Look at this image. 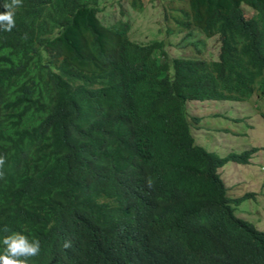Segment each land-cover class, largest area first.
Wrapping results in <instances>:
<instances>
[{
	"label": "trees",
	"instance_id": "1",
	"mask_svg": "<svg viewBox=\"0 0 264 264\" xmlns=\"http://www.w3.org/2000/svg\"><path fill=\"white\" fill-rule=\"evenodd\" d=\"M122 1L117 18L101 0H23L16 26L0 30V109L9 134L27 137L8 146L0 136V226L34 233L43 224L23 213L47 210L60 231L42 254L70 264H80L73 243L97 235L108 252L97 248L101 264H264V230L238 216L255 194L230 198L220 176L229 163L249 165L258 148L191 149L179 114L187 101L264 99V0H168L147 42L132 37L129 19L154 0ZM243 5L255 15L245 18ZM185 33L193 41L185 35L176 47ZM196 34L218 39L216 59L203 58ZM132 154L149 155L152 171L163 165L151 187L149 173L131 174ZM165 178L184 194L149 208Z\"/></svg>",
	"mask_w": 264,
	"mask_h": 264
},
{
	"label": "clouds",
	"instance_id": "2",
	"mask_svg": "<svg viewBox=\"0 0 264 264\" xmlns=\"http://www.w3.org/2000/svg\"><path fill=\"white\" fill-rule=\"evenodd\" d=\"M22 4H23V0H4V3L2 6L5 9V11L0 12V30L10 32L16 26V22H15L16 14H17L18 9L22 6ZM245 7H247V6H245ZM246 9H249L252 12V16H250L248 18H251L255 15V11H253L251 8L247 7V8H245V10ZM242 10H243L244 16H245L244 8H242ZM177 35H183V38L186 35L187 41H189V40L193 41L192 37H188L186 33L185 34H177ZM207 40L208 41L214 40V44H215L214 45V54L213 53L208 54L207 51L206 52L204 51ZM195 42L198 43V48L201 50V53H202V56L204 59L210 60V55H213L212 57H214V59H216V56H217L216 49L217 48L219 49V46H220L218 39L216 37L211 38V39H204V37L202 35L196 34ZM191 49H192V46L189 47V51ZM263 101H264V99H261L260 97L259 98L255 97L251 100L227 101V102L213 101V100L190 101V102L187 101L185 103V105H183V110L180 109L179 114H180V117L183 119V121L185 123H187L188 126L191 128L190 138L193 140V142H192V144H190V148L191 149H194V147L206 148L205 145H202L196 141V138L198 135H196V133L194 131L196 128L194 129L192 124H197L196 126H198L202 120L200 117L196 118V117L190 116L189 107L192 104L210 105V103H215V104H217V103H238L239 104V103H244V102H252L255 106L257 103L263 102ZM158 109H159V111L156 109L157 116H159L161 118L162 122H166V121H164L165 119H164V115H163L165 113V110H163L161 106H159ZM229 113L230 112H226V113L215 112V113H211L209 115V117L210 118H221V119H224V120L231 122L232 125H230V126L226 125V126L231 128L233 130V132L229 133L223 129V130H221L222 133H225V134L229 133V134H234L235 136H242V131L240 130L239 127L243 126L242 125V123L244 121L243 116L242 117L232 116V115L229 116L228 115ZM255 113H256V111H255ZM263 114L264 113L262 112L261 116L264 119ZM245 115L253 116V114L251 112H247ZM11 120H12V118H9L7 116L6 110L2 111L0 109V136L3 134H6L5 139L7 140L8 146H17V145L25 143L26 139H27L26 136L16 135L15 138H13L9 134V133H14L13 130H10L12 128V126L9 127V124L11 125V123L9 121H11ZM204 139H206V137H204ZM233 152L234 151H232L230 153H233ZM230 153H228V154H230ZM234 153L239 154V152H234ZM148 157H149V155H147L145 157L141 156L140 159L136 160V154H132V159L129 158V160L133 165V167H132L133 169H132L131 174L133 172H135L137 169H140V170L150 174L146 177L148 180L146 181L145 184H148V186L151 187L153 182H157L156 176H160L162 174L164 167H163V165L157 163V164L153 165V168L156 169L157 171H152L151 168L148 166ZM6 162H7L6 156L0 155V179H4V176H5L4 166H5ZM230 164H235V163H229L228 165H230ZM228 165H226L225 167L227 168ZM235 165H237V164H235ZM238 166H242V165H238ZM224 168L222 170H224ZM222 175L223 174H220L224 185L228 189L226 194H227V196H229L228 193H230V191L232 190V187H228L227 181L224 180ZM104 177H105V175H103V178ZM70 180L73 181L72 176L70 177ZM161 181L162 180H160V182L158 184H160ZM100 183H102V182H100ZM166 183H167V179L165 178L164 186L159 187V185H157V190H156V192L152 193V197L154 200H156L158 202L148 203L149 208L156 209V210L161 208V206L166 202V201L162 202V200L166 198L167 193H170L171 197H175V198H177L176 194L181 195V196L184 194V192L179 193L177 188H175L174 185L165 187ZM32 190H34L36 192V193L31 194L32 202L37 203L40 200L39 192H37V184H34ZM229 197L230 198H237V197H233V196H229ZM30 212H34L32 214L37 216L35 219L36 225L42 223L44 228H39L34 233L27 234L26 232H24V230H25L24 227H21L22 231L12 232V230L8 229L7 225H5L3 228L0 226V264H70L69 263L70 261H66L65 258H63V260H62V258L60 257V254L58 256H55V258H54V257H51L49 255H43L42 251H41L42 246H44L48 243L46 248H45V249H48V247L53 246L55 243V240L58 239L59 231H60L58 221H56V219L52 218L50 216V214L47 212V210L42 211L40 209V207L38 208V207H36V205H28L27 210L25 211V213H23V216L27 213H30ZM100 232H102V231H99V233ZM92 242L94 244L89 243L86 247H81V246L77 245L76 243H73L76 245V247L69 250V251H73L72 253H70L71 256L73 257V255H75L74 258H76V261L79 262L80 264H101V262L99 261V255L97 253V248H98V244L99 243H100V245L103 244L104 240L99 235H97L96 238H94L92 240ZM64 247L65 248L71 247V242L70 241L65 242ZM98 249L100 250L101 253L108 254V252H105V251L101 250L100 248H98ZM66 252L67 251H63V252H61V254L62 253L65 254Z\"/></svg>",
	"mask_w": 264,
	"mask_h": 264
},
{
	"label": "rangeland",
	"instance_id": "3",
	"mask_svg": "<svg viewBox=\"0 0 264 264\" xmlns=\"http://www.w3.org/2000/svg\"><path fill=\"white\" fill-rule=\"evenodd\" d=\"M175 1V0H172ZM105 7L109 5L116 6V16L119 18V5L123 4L122 0H101ZM168 0H154L152 5L135 17L129 19L131 23V35L138 41L147 42L155 38L159 27L156 21L162 16L161 8ZM242 8H247L243 6ZM106 12L111 13L109 8ZM159 16V17H158ZM252 16L249 9L245 10V17ZM120 19H122L120 17ZM160 38H164L161 36ZM183 39V35H175L173 44H177ZM184 45V44H182ZM214 40H207L204 51L208 54H214ZM173 54H176L173 53ZM255 109V110H254ZM256 111V113H255ZM230 112L229 116H243V126H240L242 136H235L233 130L226 125H232L231 122L221 118H210L211 113ZM251 112L253 116L245 115ZM264 113V101L257 103L255 106L252 102L244 103H210V105L192 104L189 107V114L192 117L201 118V122L192 124L197 138L196 141L205 145L210 151L217 152L220 156H226L228 153L242 152L250 148H258V151L250 159L247 166H238L230 164L227 168L220 171L222 177L227 181L228 187H234L228 193L229 196L240 197L246 193H254L255 197L243 203L239 210L238 216L256 223V227L264 230V119L261 113ZM245 115V116H244ZM226 130L228 134L222 133ZM206 137V139H204Z\"/></svg>",
	"mask_w": 264,
	"mask_h": 264
}]
</instances>
